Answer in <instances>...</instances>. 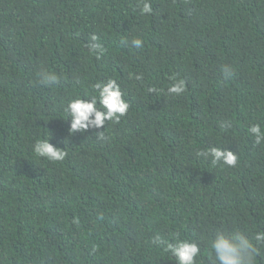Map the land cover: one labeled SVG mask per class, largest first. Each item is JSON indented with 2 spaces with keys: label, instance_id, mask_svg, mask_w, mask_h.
Masks as SVG:
<instances>
[{
  "label": "trees",
  "instance_id": "obj_1",
  "mask_svg": "<svg viewBox=\"0 0 264 264\" xmlns=\"http://www.w3.org/2000/svg\"><path fill=\"white\" fill-rule=\"evenodd\" d=\"M143 2L0 0V264H176L156 234L211 264L215 230L264 231V143L248 131L264 129V0ZM41 70L60 82L42 86ZM109 79L126 115L104 140L69 135L68 102ZM50 137L63 161L33 153ZM212 146L237 165L197 156Z\"/></svg>",
  "mask_w": 264,
  "mask_h": 264
},
{
  "label": "clouds",
  "instance_id": "obj_2",
  "mask_svg": "<svg viewBox=\"0 0 264 264\" xmlns=\"http://www.w3.org/2000/svg\"><path fill=\"white\" fill-rule=\"evenodd\" d=\"M140 10L142 14H150L153 11L147 0L143 2ZM90 40L92 42L88 45L89 50L98 55L102 53L103 46L98 42L99 37L93 34ZM131 44L137 49L143 47L141 38L132 39ZM222 71L225 80L234 76L233 69L228 65L222 66ZM136 79H141V77L137 76ZM38 81L44 87H52L60 82V77L53 72L41 70L38 73ZM94 88L97 94L71 99L66 105L64 111L70 117L69 135L77 132L85 133L91 128L98 130L96 131L97 139L104 140V130L100 129L104 128L106 121L119 123L121 117L126 115L130 105L115 79L97 82ZM184 90V83L181 81L172 84L167 89V94L180 95ZM248 131L255 137L257 145L264 143V129L259 124L250 126ZM50 140L51 137L37 139L32 145L33 153L51 162L63 161L67 155L65 148L51 143ZM197 156L209 160L213 165L223 164L235 167L238 163L236 152L215 146L197 152ZM153 243L165 245L176 264H197V257L201 253L200 244L195 241L176 240L174 243H169L160 234H156L153 237ZM207 243L211 264H257V259L264 251V231L249 235L238 228L217 229Z\"/></svg>",
  "mask_w": 264,
  "mask_h": 264
}]
</instances>
